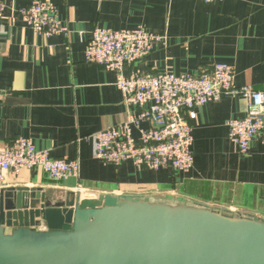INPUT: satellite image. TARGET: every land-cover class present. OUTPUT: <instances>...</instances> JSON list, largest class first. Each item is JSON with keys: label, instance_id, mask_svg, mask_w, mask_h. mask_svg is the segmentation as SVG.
Masks as SVG:
<instances>
[{"label": "crops", "instance_id": "obj_1", "mask_svg": "<svg viewBox=\"0 0 264 264\" xmlns=\"http://www.w3.org/2000/svg\"><path fill=\"white\" fill-rule=\"evenodd\" d=\"M69 33H34L17 11L30 0H3L0 16V146L30 138L52 157L76 159L77 177L51 180L42 170L8 175L0 188L26 186L49 194H131L203 203L264 216V143L240 154L226 121L243 117L246 100L231 96L193 108V165L187 171L119 166L93 157L91 135L122 122L115 72L85 61L94 27L135 28L163 36L134 64L146 73H198L215 63L233 67L234 83L264 90V0H51ZM132 66L124 67L127 74ZM142 126H147L142 123ZM138 138V131L133 130ZM9 232V231H6Z\"/></svg>", "mask_w": 264, "mask_h": 264}, {"label": "water", "instance_id": "obj_2", "mask_svg": "<svg viewBox=\"0 0 264 264\" xmlns=\"http://www.w3.org/2000/svg\"><path fill=\"white\" fill-rule=\"evenodd\" d=\"M0 264H264V217L131 194L0 188Z\"/></svg>", "mask_w": 264, "mask_h": 264}, {"label": "built area", "instance_id": "obj_3", "mask_svg": "<svg viewBox=\"0 0 264 264\" xmlns=\"http://www.w3.org/2000/svg\"><path fill=\"white\" fill-rule=\"evenodd\" d=\"M3 7L0 0V16ZM17 11L38 35L69 33L59 21L57 6L51 0H30ZM162 38L140 26L92 29L84 48L85 61L115 72L114 84L121 92L122 102L135 108L124 121L107 125L91 135L93 157L115 166L131 162L138 168L187 171L193 165V154L191 125L186 113L192 118L194 107L231 96L243 97L247 112L243 117L226 121L229 140L242 155L248 152L251 141L264 143V90L235 85L232 66L215 63L198 73L181 74L166 70L150 74L134 66ZM127 65L132 67L124 74ZM134 129L138 138L133 136ZM23 169H39L51 180L61 181L77 177L79 163L76 159L52 157L48 150L36 149L30 138L18 136L0 146V187L8 175L16 176Z\"/></svg>", "mask_w": 264, "mask_h": 264}]
</instances>
